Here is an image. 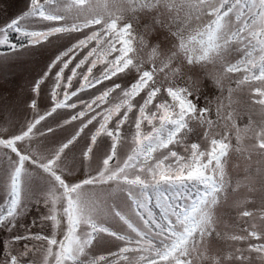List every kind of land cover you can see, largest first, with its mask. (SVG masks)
<instances>
[{
	"label": "snow or ice",
	"instance_id": "6c2138e0",
	"mask_svg": "<svg viewBox=\"0 0 264 264\" xmlns=\"http://www.w3.org/2000/svg\"><path fill=\"white\" fill-rule=\"evenodd\" d=\"M0 61V264H264V0H0Z\"/></svg>",
	"mask_w": 264,
	"mask_h": 264
},
{
	"label": "rangeland",
	"instance_id": "374dc122",
	"mask_svg": "<svg viewBox=\"0 0 264 264\" xmlns=\"http://www.w3.org/2000/svg\"><path fill=\"white\" fill-rule=\"evenodd\" d=\"M26 5V0H3V6H5L7 8V14L8 15H12L15 13H18L19 11H21L22 9L25 8ZM142 55L146 56V52L142 53ZM0 63H2V61H0ZM100 66L98 65V68ZM0 71H4V72H11L14 73L13 76H9V83L7 85H4V87L8 90V92H11L14 90V85L19 86V85H23L32 75H34L35 71H39V68L33 64H25V65H16V66H9L7 68H0ZM0 83H2V81H0ZM15 90L18 91V88H16ZM205 94L209 96V99H212V97H214L215 95H217L218 93L215 92V90H211L210 86L205 88ZM8 92L5 93V95L8 94ZM113 102H115V99L113 100ZM203 103V100H202ZM214 105H213V109H214ZM255 119H259V115L257 114L256 116H254ZM13 119H15V117H13ZM246 119V117H245ZM4 125V121L3 119H0V126ZM35 146V145H34ZM48 147H52V145H48ZM127 153V147H123L120 150V154L121 157H124ZM76 155L78 156L79 153L77 152ZM70 158H71V154H70ZM255 160L256 158H253V163L255 164ZM95 163L96 161H93V167H95ZM235 161H233V168H232V172L233 175H236V169L234 167L235 165ZM3 193H0V198H2ZM36 213L34 212L33 215H35ZM32 219V216H28L25 220L21 221V223H27L28 221H30ZM257 223H259V221L257 220ZM220 231H224V225L221 224L219 226ZM22 231V229H21ZM5 234L4 233H0V240L4 239ZM31 245H35L37 249H40L42 247L41 243L39 241H30L29 242ZM222 243V242H220ZM216 247V245H214V248ZM100 252H104L106 251V249H101L99 250ZM99 254V253H98ZM130 256L132 254H129ZM35 261L36 264H43V256L42 253L40 251H36L33 254L32 257Z\"/></svg>",
	"mask_w": 264,
	"mask_h": 264
}]
</instances>
